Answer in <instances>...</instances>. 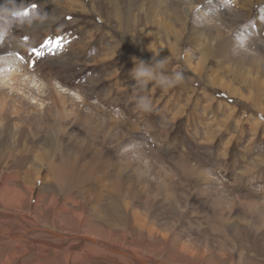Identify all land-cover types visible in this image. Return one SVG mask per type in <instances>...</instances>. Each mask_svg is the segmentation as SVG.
Masks as SVG:
<instances>
[{
	"label": "rangeland",
	"instance_id": "obj_1",
	"mask_svg": "<svg viewBox=\"0 0 264 264\" xmlns=\"http://www.w3.org/2000/svg\"><path fill=\"white\" fill-rule=\"evenodd\" d=\"M141 1L23 0L46 18L0 39V232L35 227L0 236V264H135L47 230L156 264H264V99L242 100L196 73L206 38L189 33L206 24L231 34L245 58L234 79L242 90L244 77L262 84L264 0H158L164 27L149 26ZM164 5L188 11L190 24L164 18ZM166 26L179 37L169 41ZM141 60L153 70L146 87L131 76ZM253 62L261 75L245 74ZM176 71L182 82L157 83ZM170 96L184 109L166 123ZM141 97L151 111L137 108ZM197 160L198 173L188 168Z\"/></svg>",
	"mask_w": 264,
	"mask_h": 264
},
{
	"label": "crops",
	"instance_id": "obj_2",
	"mask_svg": "<svg viewBox=\"0 0 264 264\" xmlns=\"http://www.w3.org/2000/svg\"><path fill=\"white\" fill-rule=\"evenodd\" d=\"M244 6H246V4H244ZM195 25L194 24L193 25L191 24L190 27L192 29H195V31H197V32H195V34H192L191 31L189 30V33H190V35H196L195 38H196V40H198V43L200 42V36H203L204 38H207L208 37V40L205 41L201 45V47L199 46V49H198V55L199 56H198V61H197L198 62V65H197V62L194 63V65H192L193 67H195L196 73L203 74V76L207 80V82L208 83L210 82V83L213 84L212 85L213 87L217 83L220 84L221 87H225L224 88L225 89L224 91L226 93H228L229 95H236L237 96V94L232 93L234 90L237 89L236 93H238V97H240V99H242V100H245L246 99L245 97H251L252 99L253 98L254 99H258V100L260 99V101H262L264 99V82H262V84H260L258 82L253 83V82H255V80L250 79V78H247V77H244V79H242V83L245 84V88H244V90H242L241 87H243V86L238 83V80L234 79L233 72H231V70H232L231 63L234 64L233 61H237L238 59H243V61H244L245 58L241 57L242 51H240L237 54V47H235L236 41L232 39L231 34H229V36H228L227 35L228 33H225L223 31L221 32L220 30L216 29L215 27H207L206 24H202V25L201 24H195ZM131 26H135L136 27L137 26L136 25V22H135V24H131ZM148 30H151V29H147V31ZM219 32L222 33V34L219 35V36H214L215 34H217ZM147 34H144V35H147ZM150 35H151V31H150ZM209 35H211V37H209ZM149 40H151V39H148V41ZM230 42H232L230 45H226L227 43H230ZM223 45L226 46V47H224ZM235 48H236V51H234ZM260 50L263 51L264 48L263 49H260ZM214 51H215V55L212 54V52H214ZM201 52H205V54H206L204 56V59L203 60L201 59ZM263 53H264V51H263ZM226 56H228L229 58H231L232 61H231V63L228 64L229 67H230L229 70H226V71L224 70L223 71L222 68H220L221 66H218V65H221L223 63V58H225ZM218 57L219 58H222V60H220V61L214 60V58H218ZM200 59H201V61H200ZM213 62H215L214 65H216L215 69H211L208 66H206L207 63L208 64H210V63L213 64ZM217 66H218V68H217ZM206 68H208V69L206 70ZM222 71L224 73H222ZM225 72H227L228 75ZM217 73H219V74H217ZM249 73L250 74L255 73V74H260L261 75V73H259V71H255V70L254 71H251V72L247 71L245 74H249ZM226 77L229 78V79H227V81H225V78ZM235 86H237V88H234ZM246 92H247V94H246ZM243 93L246 94V95H244ZM223 101H225V100H223ZM180 102H181V100H178L177 98H175V100H174L173 98H171V96H170V98L167 99V101L164 102V105H162L163 107H165V112L164 113H165V115H168V116L170 115V119L167 120L166 123L172 122L173 119H175L178 115L181 114V111L184 109V107L183 106H180L182 104H180V105L178 104ZM218 102H217V105H214V107H215L214 110L217 113L221 112V114H223L225 112V109L226 108L222 109V106H225V104H227V103H224V105H222V103H223L222 101L219 102V103ZM195 104H197V103H195ZM180 107H182V108H180ZM158 111H160V110H158ZM194 111L195 110L193 108L192 109V112L190 113V114L193 113V116H195L194 115ZM258 111L260 113L262 112V114L264 112V110L262 108L260 110L258 109ZM190 116H192V115H190ZM190 116L187 115V120L190 119ZM162 118H165V117L162 116ZM154 120H157V118L156 119L154 118ZM199 120H197L196 118L193 119V121H192L193 130L194 129L199 130L200 125H201V122ZM192 127H189V128L191 129ZM183 130H185V128H183ZM197 165H198V167H194L193 164L190 163V166L188 168L189 169H193L195 172L196 171H200L201 169L203 170L202 162H200V161L198 162V160H197Z\"/></svg>",
	"mask_w": 264,
	"mask_h": 264
},
{
	"label": "bare ground",
	"instance_id": "obj_3",
	"mask_svg": "<svg viewBox=\"0 0 264 264\" xmlns=\"http://www.w3.org/2000/svg\"><path fill=\"white\" fill-rule=\"evenodd\" d=\"M112 1H114V0H112ZM130 1V0H129ZM175 1V0H174ZM179 1V0H178ZM182 1V0H181ZM116 2V1H115ZM115 2H113V5L111 6L112 7V9L114 10V13H115V15H116V17H118L119 16V12H120V4L118 5V3H115ZM177 2V1H176ZM182 2H184V1H182ZM157 3H158V0H147V2L145 1V0H142L141 1V3L140 4H138V9H141V7H143L144 6V8H147V10H146V12H145V16L147 17V20L149 21V25L151 26V25H156L157 24V26H159V25H161V26H163L164 27V24L163 23H160V22H158V20H157V12H156V10H157V7H158V5H157ZM180 3V2H179ZM112 4V2H110L109 3V5H111ZM123 4V3H122ZM130 4V3H129ZM135 4V3H134ZM162 6V5H161ZM165 6V5H164ZM195 6H197V4H195ZM167 6H165V8H164V13H162V15H163V17L164 18H172V21L175 19L176 20V22L177 23H179L180 24V26L181 27H185L186 25H188V24H190V22H189V20H187V19H183L182 18V14L183 13H187L188 11H183V9H179V7H176V6H174L173 7V9H171V10H168L167 8H166ZM184 8H186V9H188V6H183ZM135 8V7H134ZM143 9V8H142ZM191 9V8H190ZM110 10V9H109ZM123 10H125V9H123ZM149 10V11H148ZM122 12V11H121ZM133 13V12H132ZM124 14V13H123ZM144 15V14H143ZM125 17V16H124ZM181 18H182V20H181ZM121 20H122V18H119V19H117V22H119V25H120V23H123V25H124V23H125V26H130L131 25V21L129 20V19H127V24H126V21H122L121 22ZM126 20V19H125ZM152 20V21H151ZM171 22V21H170ZM132 24H134V20H132ZM202 25V24H201ZM196 26V25H195ZM120 27H121V25H120ZM160 27V26H159ZM211 27H215L216 29H218L217 28V26H211ZM175 28H176V26H175ZM205 29V28H204ZM184 30V29H183ZM197 30V29H196ZM199 30V29H198ZM151 31V30H150ZM164 31H165V34H166V36H167V38L169 39V41L171 40V38H175V39H177L179 36H177V34H176V36H174V35H172L171 36V33L174 31V30H172L171 29V26H166L165 27V29H164ZM190 31H191V33L192 34H195V32H197V31H195V29H192V28H190ZM128 32V31H127ZM149 32V31H148ZM153 32V31H152ZM174 32H178L177 30H175ZM185 32V31H184ZM136 34V33H135ZM184 34V33H183ZM207 34V33H206ZM154 35V34H153ZM205 35V34H204ZM130 36H131V34H130ZM135 36V35H134ZM138 36H140V35H138ZM214 36H219V33H217V34H215ZM209 37H211V35H209ZM208 40V37L206 38V41ZM120 42V41H119ZM226 44V43H225ZM227 44H231V43H227ZM226 44V45H227ZM220 45V44H219ZM133 46V45H132ZM205 46V45H204ZM224 46V45H223ZM225 47V46H224ZM143 48V47H142ZM204 48V47H203ZM212 49V48H211ZM220 49V48H219ZM222 50V49H221ZM156 51V50H155ZM220 51V50H219ZM147 52V51H146ZM207 53V52H206ZM206 54H205V52H201V57H204ZM229 55V54H228ZM230 56V55H229ZM186 57H187V55H186ZM185 57V59H187ZM255 58H258L259 60L258 61H261L263 58H264V55L263 54H257L256 55V57ZM231 59V58H230ZM224 60L225 61H227V60H229V57L228 56H226L225 58H224ZM225 61H223V63H225ZM253 64H254V62L253 63H251V68H250V71H254L255 70V67L253 66ZM218 65V64H217ZM218 66H220V65H218ZM218 66H217V68H218ZM232 66V70H231V72H233V76H234V78L236 77V76H242L241 74H239V71L241 70L239 67H241L242 66V60H238L236 63H234L233 65H231ZM220 68H222L223 69V71L225 70H229V68L228 67H220ZM208 68H206V70H207ZM222 71V73H224ZM264 71V70H263ZM213 72V71H212ZM226 74H227V72H225ZM261 73V72H260ZM210 74V73H209ZM213 74V73H212ZM238 74V75H237ZM228 75V74H227ZM232 76V75H231ZM191 77V76H190ZM223 86V85H222ZM220 87V86H219ZM224 88V87H223ZM233 93V92H232ZM258 96V95H257ZM248 99V98H247ZM254 99V98H253ZM213 108V107H212ZM262 113V112H261ZM174 118V117H173ZM137 138V137H136ZM199 162V161H198ZM185 167V166H184ZM196 173H198V172H196ZM253 173V172H252ZM192 177V176H191ZM155 184V183H154ZM165 187V186H164ZM126 199V198H125ZM116 202V201H115ZM174 208V207H173ZM33 228H35V227H28V226H26L25 227V229H22V230H20V231H18V233L17 234H15L14 236H10V235H8V234H6V233H1L0 232V236L2 235V237H4V238H11V237H17V236H24V235H26L27 233H29L30 231H33ZM39 230H42L41 228H39ZM46 232H50L51 234H53V235H57L61 240H71V239H74V240H77V241H87V242H91L92 244H99L102 248H105L106 250H108V251H110V252H113V253H116V254H118L119 256H123L124 258H127L128 259V261H132V262H134L135 264H156V263H151V262H148V261H143L141 258H139V257H137L135 254H133V253H130V252H127L126 250H121V249H115V248H113V247H109L108 245H106V244H104V243H102V242H99L98 240L96 241L95 239H93V238H91V237H86V236H79V235H64V234H58V233H55V232H53V231H49V230H47ZM123 258V259H124Z\"/></svg>",
	"mask_w": 264,
	"mask_h": 264
},
{
	"label": "clouds",
	"instance_id": "obj_4",
	"mask_svg": "<svg viewBox=\"0 0 264 264\" xmlns=\"http://www.w3.org/2000/svg\"><path fill=\"white\" fill-rule=\"evenodd\" d=\"M27 12V14H25ZM46 17L40 13L25 7L23 0L17 3L16 0H0V39H8L12 34L13 28L31 25L34 21H43ZM154 59V57H153ZM165 59L157 61V67H164ZM132 78L146 87L154 79L152 68L144 61L136 62L131 70ZM183 81V73L176 71L171 78L163 77L157 81L162 86H174ZM137 108L141 111H151V101L149 98L141 97L137 103Z\"/></svg>",
	"mask_w": 264,
	"mask_h": 264
},
{
	"label": "snow or ice",
	"instance_id": "obj_5",
	"mask_svg": "<svg viewBox=\"0 0 264 264\" xmlns=\"http://www.w3.org/2000/svg\"><path fill=\"white\" fill-rule=\"evenodd\" d=\"M36 7H37V5H35V4L32 5V9H35ZM25 14H27V12ZM49 43H51V41H49ZM57 46H59L58 42H57ZM33 52H38V49L34 48Z\"/></svg>",
	"mask_w": 264,
	"mask_h": 264
},
{
	"label": "water",
	"instance_id": "obj_6",
	"mask_svg": "<svg viewBox=\"0 0 264 264\" xmlns=\"http://www.w3.org/2000/svg\"><path fill=\"white\" fill-rule=\"evenodd\" d=\"M8 239V238H7Z\"/></svg>",
	"mask_w": 264,
	"mask_h": 264
}]
</instances>
